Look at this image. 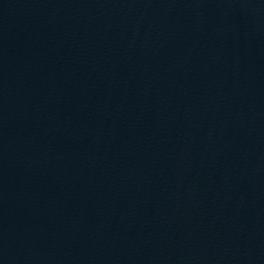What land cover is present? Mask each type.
I'll use <instances>...</instances> for the list:
<instances>
[{
    "label": "water",
    "instance_id": "water-1",
    "mask_svg": "<svg viewBox=\"0 0 264 264\" xmlns=\"http://www.w3.org/2000/svg\"><path fill=\"white\" fill-rule=\"evenodd\" d=\"M0 264H264V0H0Z\"/></svg>",
    "mask_w": 264,
    "mask_h": 264
}]
</instances>
